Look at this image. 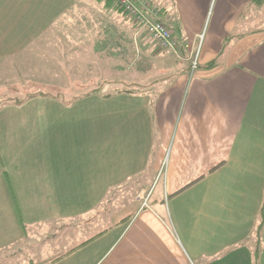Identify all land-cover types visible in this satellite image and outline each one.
<instances>
[{
  "label": "crops",
  "instance_id": "obj_1",
  "mask_svg": "<svg viewBox=\"0 0 264 264\" xmlns=\"http://www.w3.org/2000/svg\"><path fill=\"white\" fill-rule=\"evenodd\" d=\"M149 1L176 54L107 2L0 0V76L81 77L105 53L114 78L62 134L7 122L0 264H264V1ZM31 47L70 62L38 66Z\"/></svg>",
  "mask_w": 264,
  "mask_h": 264
},
{
  "label": "rangeland",
  "instance_id": "obj_2",
  "mask_svg": "<svg viewBox=\"0 0 264 264\" xmlns=\"http://www.w3.org/2000/svg\"><path fill=\"white\" fill-rule=\"evenodd\" d=\"M96 1L97 3L95 2V4H100L101 2L105 4V2H107L108 6L112 10L122 15L124 22H127L129 21V19H131L137 24V22L126 15L116 5V3H110L108 0ZM160 19L162 21V15ZM137 26L139 33H146L144 28H141L138 24ZM156 46L157 49L162 50L158 47V45ZM123 47L125 51L124 63L127 68V64L130 65L131 63V42L125 40ZM65 48L66 46L63 49ZM102 51H106L105 46L102 47ZM171 52L176 54V52L174 51ZM63 54L64 53L62 52L59 55H54L46 51L39 50V48L37 47H31L28 56L29 58L31 56L37 58L36 63L38 64V66L42 64L49 65L51 64L52 59L55 62L69 64L70 59L61 56ZM58 56L60 57V59H56V57ZM105 58H107L105 56V53L97 55L93 53H85L82 60L79 59L78 61H76L77 65L75 69L81 70L85 73V75L81 77L76 76L75 78H72L65 76H42L39 73L40 71L32 70L31 68L23 70V75L20 77L0 76V154L4 153V129L7 130L10 128L7 125L9 119H13V121L33 119L32 121H35V118L47 117L49 121L53 122L54 120V123L44 125L31 122V125L28 127L29 131H19L18 129L21 127L19 125H14L13 127H11L13 129L8 131L9 136L11 134L12 137H20V135L26 136L27 134L32 139H34L36 135L41 136L46 132H50L51 134L53 133V130L54 133L56 132V130H59L60 134L64 133V131L61 130L66 129V127L69 126L70 123H74L75 120H77L76 118L84 116H98L100 107L99 103L102 99L101 95H107V92H104L105 87L112 84L110 82L114 79L113 77L106 78V76H103V74L106 73L105 69L103 68V63H105V61H108L105 60ZM56 67V70L51 71L60 73L63 70L62 65H57ZM127 81L128 82H125V84H130L131 78H127ZM62 88L66 91H60ZM60 94L62 96H58ZM31 102L35 103L24 107L25 104ZM18 143L19 142L16 141L17 145ZM78 143L80 145V142ZM79 145H77L76 147L78 148ZM69 147L70 142L62 141L59 144L58 148L60 150H63L64 148L68 149Z\"/></svg>",
  "mask_w": 264,
  "mask_h": 264
},
{
  "label": "built area",
  "instance_id": "obj_3",
  "mask_svg": "<svg viewBox=\"0 0 264 264\" xmlns=\"http://www.w3.org/2000/svg\"><path fill=\"white\" fill-rule=\"evenodd\" d=\"M116 5L137 24L144 28L150 40L162 50L177 53L178 44L170 28L161 21L162 11L149 0H115Z\"/></svg>",
  "mask_w": 264,
  "mask_h": 264
},
{
  "label": "trees",
  "instance_id": "obj_4",
  "mask_svg": "<svg viewBox=\"0 0 264 264\" xmlns=\"http://www.w3.org/2000/svg\"><path fill=\"white\" fill-rule=\"evenodd\" d=\"M110 3H115V0H108ZM262 1H264V0H259V2H262ZM58 96H62L61 94L60 95H58ZM264 207V206H263ZM264 217V209H263V214H262V218ZM125 221H127V220H125ZM262 224H263V220H262ZM86 244V243H85ZM84 245V244H83Z\"/></svg>",
  "mask_w": 264,
  "mask_h": 264
}]
</instances>
